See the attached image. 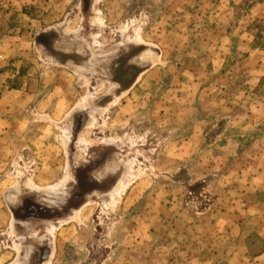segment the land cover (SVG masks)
<instances>
[{"label": "rangeland", "instance_id": "rangeland-1", "mask_svg": "<svg viewBox=\"0 0 264 264\" xmlns=\"http://www.w3.org/2000/svg\"><path fill=\"white\" fill-rule=\"evenodd\" d=\"M28 1L0 3V264H264V0Z\"/></svg>", "mask_w": 264, "mask_h": 264}, {"label": "crops", "instance_id": "crops-1", "mask_svg": "<svg viewBox=\"0 0 264 264\" xmlns=\"http://www.w3.org/2000/svg\"><path fill=\"white\" fill-rule=\"evenodd\" d=\"M1 1H6V0H0V3H1ZM30 1H32V0H30ZM7 3H10L11 4L10 6L13 7V8L14 7H21L22 8V7H25V6L29 5L30 2L28 0H7ZM7 11H9V10L7 9ZM8 15L9 14L7 12H5L3 9H1V7H0V16L1 17H7ZM17 64H19V62L6 65V62L4 60L3 61L0 60V71H1V69H3L4 67H6L8 65L15 66ZM3 76H5V75H3L2 72H0V80L2 79ZM4 79H6V76H5ZM0 85H1V83H0ZM263 256H264V253L259 255V256H257V257H254L253 258V263H256ZM241 259L244 260V258H241Z\"/></svg>", "mask_w": 264, "mask_h": 264}, {"label": "bare ground", "instance_id": "bare-ground-1", "mask_svg": "<svg viewBox=\"0 0 264 264\" xmlns=\"http://www.w3.org/2000/svg\"><path fill=\"white\" fill-rule=\"evenodd\" d=\"M128 181H129V178L125 181V184H127Z\"/></svg>", "mask_w": 264, "mask_h": 264}]
</instances>
